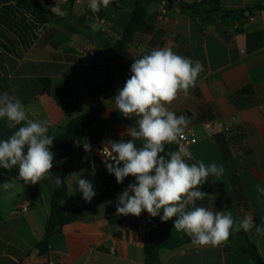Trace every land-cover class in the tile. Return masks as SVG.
Returning <instances> with one entry per match:
<instances>
[{
  "label": "crops",
  "instance_id": "1",
  "mask_svg": "<svg viewBox=\"0 0 264 264\" xmlns=\"http://www.w3.org/2000/svg\"><path fill=\"white\" fill-rule=\"evenodd\" d=\"M38 1L53 14L50 22L42 24L15 1L0 0V94L19 98L28 117L47 120L48 135L57 137L74 118L95 112L87 87L65 80L64 75L99 85L106 80V65L110 64L116 76L113 87L99 98L100 118L86 130L76 153L65 160L67 191L58 204L63 214L91 203L114 177L107 172L98 147L129 139L122 134L135 126L136 118L123 117L112 101L117 89L130 78L134 59L153 49L171 48L201 62L204 71L188 95L181 92L169 105L170 110L186 116L187 128L200 134L205 122L236 119L229 131L209 139L201 137L191 147L189 164L216 163L225 170L222 177L210 176L201 186L199 190L208 196L197 201V206L214 212L231 211L235 220L251 216L255 223L264 217V197L258 199L256 192L257 184L264 187V0H145L146 23L135 33L123 57L116 55L117 43L138 0H111L95 16L87 8L88 0ZM217 7L238 13L224 17L223 12H214ZM98 18L109 20L108 33L101 29ZM52 29L56 30L54 35L45 40ZM87 47L101 63H82L81 51ZM58 84L69 87L74 96L66 99L56 95ZM13 131L0 120V140ZM85 142L91 145V152L83 149ZM136 143L141 146L140 141ZM51 171L61 177L54 168ZM79 177L94 186L96 195L91 202L78 190ZM9 182L15 184L9 190L15 195L9 198L3 189L0 193V264H145L146 231L154 218L146 211L139 217L116 214L118 195L135 182L134 177L117 184L113 194L99 201L86 218L55 227L47 253H40L36 245L46 237L51 198L57 187L48 179L35 185L16 179ZM36 189L40 192L34 197ZM25 199L31 205L22 211ZM174 220L170 219L166 237L179 245L161 249L160 264H254L238 250L246 243L244 237L217 247L196 246L184 239V232L174 229ZM248 240L264 263V235L252 231Z\"/></svg>",
  "mask_w": 264,
  "mask_h": 264
},
{
  "label": "clouds",
  "instance_id": "2",
  "mask_svg": "<svg viewBox=\"0 0 264 264\" xmlns=\"http://www.w3.org/2000/svg\"><path fill=\"white\" fill-rule=\"evenodd\" d=\"M111 0H89L93 13L107 8ZM131 76L123 87L117 89L113 98L114 108L125 118L135 119V126L128 127L129 139L108 141L102 149V161L109 174L115 176L117 184L132 176L134 183L118 195L117 216L139 217L147 212L150 217H160L162 222L174 220V229L182 231L196 246L217 247L226 242L232 231L245 232L255 228L264 235V227L254 224L251 216L235 220L231 211H212L197 206L208 194L199 190L210 176L217 179L224 175L223 165L203 161L189 164L192 159L189 149L181 143L189 120L183 114L170 110L178 95H188L196 85L199 74L204 71L201 62L177 54L171 48L153 49L131 64ZM0 120L13 133L0 140V168H18L16 179L25 185H35L48 179L56 187L64 182L52 173L54 153L51 150L56 139L48 135L47 120L30 119L23 102L7 92L0 94ZM137 141L141 146H137ZM177 144L176 151L165 152V146ZM86 152L91 145L83 144ZM87 157H85V160ZM95 174V164H92ZM78 190L86 202H91L96 191L92 182L79 177ZM5 192L15 187L5 181L0 184ZM258 199L264 197V187L256 185ZM15 192H9V198ZM107 203H112L111 201ZM161 212L163 213L161 215Z\"/></svg>",
  "mask_w": 264,
  "mask_h": 264
},
{
  "label": "trees",
  "instance_id": "3",
  "mask_svg": "<svg viewBox=\"0 0 264 264\" xmlns=\"http://www.w3.org/2000/svg\"><path fill=\"white\" fill-rule=\"evenodd\" d=\"M22 9L27 10L38 20L45 24L50 22L53 14L43 8L41 3L38 0H12ZM145 0H138L135 3L134 8L130 12V21L128 25L125 27L121 40L117 43L116 55L123 57L127 54V47L131 44L135 33L146 23V9L144 7ZM161 1V0H156ZM170 2V0H166ZM192 10H195L194 7H191ZM214 12H223L224 17L236 14L237 11H223L221 8H216ZM245 17V15L243 14ZM55 29L50 30L45 37V40H49L55 33ZM107 77L106 80L99 85H92L87 80L82 77L64 75L65 80L74 81L83 84L87 87L91 99V103L95 108L94 113L81 115L73 120L64 128L63 133L60 136L55 137L53 141L52 151L54 153L56 162L53 167L61 174V179L64 181L60 187H57L51 198V208H50V216L47 227V233L45 239L36 245L38 251L40 253H47L49 250V238L52 230L55 227H62L66 224L78 221L80 219L86 218L93 210L95 205L107 198L110 197L115 189L117 188V182L115 176L105 183V187L103 192L95 198L91 203H88L84 206L78 207L71 211L68 214H63L59 208L58 204L60 202L61 197L67 191L66 178L68 175V168L65 164V160L71 157L78 150V145L82 142L84 138V134L86 130L98 119L100 118L101 112V104L99 98L107 93L114 85L116 76L112 65L107 64ZM56 95L71 99L74 96L73 91L62 84H58L55 89ZM167 146H165V150ZM161 153V155H164ZM18 176V168H13L11 170L0 168V177L1 183L5 181H10V179H16ZM18 180V179H16ZM20 181V180H18ZM3 188L0 187V193ZM40 190L36 189L33 196L37 197L39 195ZM163 213L161 212V215ZM1 220V214H0ZM255 225L264 227V217L258 218L255 220ZM170 227V220L167 222H162L160 217H155L153 225L146 231V238L144 243V262L145 264H160V250L164 248H174L179 245L178 241L170 240L166 237V232ZM255 231L253 228L249 232H245L241 230L235 234H231L228 240H233L238 236L244 237L246 243L244 245L239 246L238 250L249 256L254 264H264L259 255V252L256 246L248 240V235L250 232ZM186 241H191V238L186 235L184 238Z\"/></svg>",
  "mask_w": 264,
  "mask_h": 264
},
{
  "label": "built area",
  "instance_id": "4",
  "mask_svg": "<svg viewBox=\"0 0 264 264\" xmlns=\"http://www.w3.org/2000/svg\"><path fill=\"white\" fill-rule=\"evenodd\" d=\"M197 1L199 3H202L205 0H197ZM88 3H89V0L87 2V8H88L90 14L95 16V13H93L91 11V9L88 7ZM98 22H99V24L101 26V29L104 32L108 33L109 32V26H110L109 20L106 19V18H98ZM242 53H244V51H242ZM81 61L84 64H89V63H91V61L100 62V63L102 62V60L97 59L95 57L93 58L91 56L90 48H88V47L86 49H84L83 51H81ZM235 123H236L235 117H228V118L223 119V120L221 119V120L208 121V122H205L202 125V128H201L202 134H200L199 131L197 129H195V128H186L185 131H184V134H183V138L181 139L180 142L183 143L190 151L191 147L193 145H195L196 143H198V141L200 140L201 137L208 138V139L209 138H213V137H215V135L218 132H227V131H229L231 126L234 125ZM105 145H106L105 143L104 144L101 143L99 145V147H98V149H99V151H100V153L102 155L103 161L105 160V157L102 154V149H103V147ZM166 146H167V149L165 150V154L164 155H166L168 152L176 151L178 149V145L175 144V143L170 144V145H166ZM55 164H56V162L53 161V165L54 166H55ZM30 205H31L30 204V200L25 199L21 203L20 209L22 211H27L29 209Z\"/></svg>",
  "mask_w": 264,
  "mask_h": 264
}]
</instances>
